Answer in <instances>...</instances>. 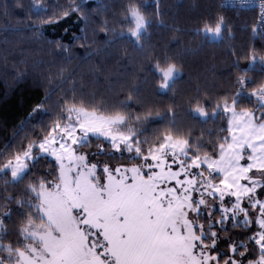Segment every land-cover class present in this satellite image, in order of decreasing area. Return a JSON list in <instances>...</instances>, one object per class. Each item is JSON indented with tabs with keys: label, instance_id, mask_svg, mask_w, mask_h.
<instances>
[{
	"label": "snow or ice",
	"instance_id": "snow-or-ice-1",
	"mask_svg": "<svg viewBox=\"0 0 264 264\" xmlns=\"http://www.w3.org/2000/svg\"><path fill=\"white\" fill-rule=\"evenodd\" d=\"M9 7L0 0L5 17ZM11 7L22 15L5 32L31 33L56 59L0 137V264H264V0H222L196 21L202 46L245 39L228 46L223 86L188 92L178 82L191 50L173 53L175 35L151 40L181 31L162 0ZM228 10L253 15L237 23ZM57 28L67 39L49 38ZM77 56H103L93 80L79 65L51 70ZM109 59L123 71L103 75ZM28 79L27 67L14 74Z\"/></svg>",
	"mask_w": 264,
	"mask_h": 264
},
{
	"label": "trees",
	"instance_id": "trees-1",
	"mask_svg": "<svg viewBox=\"0 0 264 264\" xmlns=\"http://www.w3.org/2000/svg\"><path fill=\"white\" fill-rule=\"evenodd\" d=\"M27 0H25V3ZM93 8L96 6L97 0H90ZM99 3L107 4L112 7V0H99ZM9 14L7 17L3 15L0 8V123L7 120L8 126L0 129V137L4 134L11 135L12 127L18 123L25 115L24 109L28 104L34 102L33 97L37 94V89L32 86L33 80L42 79L41 73L48 71L49 62L54 58L45 47V51L41 52V45L30 43L31 33H16L12 31L5 32V29H11L17 24V18L22 15L18 10L11 7L9 0ZM219 0H162V10L164 12V22L172 28L181 29L180 32L174 33L170 28L153 29L151 37L153 44H163L169 41L174 35L178 36L180 43L171 46L173 53L181 49L191 50L182 57L183 76L178 82V87L182 92H188L197 83L202 86L216 87L223 86L226 77L225 64L228 62V46L235 43L237 46L245 39L244 34L237 31L234 41L224 38L222 43L201 45L199 37L190 34V29H195L196 21L214 10L219 9ZM227 15L238 17L237 23H241L243 19L253 15L251 12L238 13L236 10H228ZM68 23H71L69 21ZM82 26V25H81ZM88 35L91 34L92 25L88 26ZM49 38H63L62 28L55 30L49 29ZM7 40V43L5 41ZM147 47V45H146ZM79 51V48H77ZM7 56L5 61L4 57ZM43 59L45 64L43 67L36 66L35 62ZM97 59L102 57H93L91 61L81 62L79 57H74L71 63L67 61H59L52 66V71L56 72L60 66L67 67L69 70L76 68L77 75H84L85 80L91 81L95 78L93 72ZM21 60H27L26 64L20 63ZM27 67L29 79L26 83L17 85L14 82V74L17 70H23ZM116 71H123L112 59L104 64V74H111ZM103 75L96 87L103 90L105 80ZM42 92V89L40 90Z\"/></svg>",
	"mask_w": 264,
	"mask_h": 264
},
{
	"label": "built area",
	"instance_id": "built-area-1",
	"mask_svg": "<svg viewBox=\"0 0 264 264\" xmlns=\"http://www.w3.org/2000/svg\"><path fill=\"white\" fill-rule=\"evenodd\" d=\"M220 1V3L222 2V0H219Z\"/></svg>",
	"mask_w": 264,
	"mask_h": 264
}]
</instances>
